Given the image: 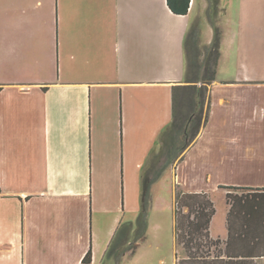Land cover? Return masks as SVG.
<instances>
[{
	"label": "crops",
	"instance_id": "0c3cea01",
	"mask_svg": "<svg viewBox=\"0 0 264 264\" xmlns=\"http://www.w3.org/2000/svg\"><path fill=\"white\" fill-rule=\"evenodd\" d=\"M206 11L207 0L183 15L167 0H0V264H83L89 250V264L140 262L150 226L127 246L142 169L172 119L188 29ZM232 12L208 121L160 178L173 190L264 193V0ZM203 32L208 44L210 25ZM211 172L227 176L210 187ZM228 208L216 235L212 217V239H227ZM254 217L247 231L263 255L251 260L264 264V201Z\"/></svg>",
	"mask_w": 264,
	"mask_h": 264
},
{
	"label": "trees",
	"instance_id": "16d2710c",
	"mask_svg": "<svg viewBox=\"0 0 264 264\" xmlns=\"http://www.w3.org/2000/svg\"><path fill=\"white\" fill-rule=\"evenodd\" d=\"M188 5L189 0H167V6L174 14L187 13ZM224 13L225 8L222 7L221 0H207L206 18L212 30V38L207 45H200L198 21L188 29L184 44V81L173 86L171 92L172 119L160 132L142 169L140 211L135 220V241L133 247L128 248L132 252L136 248V242L143 240L146 235V213L152 198V186L165 171L183 160L185 152L194 144L208 121L210 87L216 79L221 56L223 30L220 18ZM218 188L227 190L225 203L229 207L226 216L228 236L225 241L210 237V222L216 212L210 197L206 193L184 192L176 186L175 243L176 246H181L185 254L176 264H253L251 259L263 255L256 251L262 244L250 236L247 227L249 219H254V215L261 211L264 193L249 188ZM130 230L131 224L129 232ZM90 262L89 250L82 263Z\"/></svg>",
	"mask_w": 264,
	"mask_h": 264
},
{
	"label": "rangeland",
	"instance_id": "374dc122",
	"mask_svg": "<svg viewBox=\"0 0 264 264\" xmlns=\"http://www.w3.org/2000/svg\"><path fill=\"white\" fill-rule=\"evenodd\" d=\"M221 3H222V7L226 9V14L224 13V15L221 16L220 24L223 20V17L224 20L227 17L228 18L232 17L233 15L232 7L236 6L237 0H221ZM197 21L200 28V45H207L205 43L203 28L205 24L209 26V23L208 21L203 22L199 18H197L196 22ZM226 176H227L226 174H216L215 172H211L210 177L207 179V181L210 184V187L211 186L213 187L217 178L222 177L224 179ZM175 189H176V185L174 186V190H173L170 184L167 182V180L162 178L159 180V182L154 186V188L151 191L152 198L150 205L148 207V211L146 213L147 226L148 225L150 226L151 233L148 242L146 241L145 243V246L148 247L144 251L146 254L143 252V245H141L142 247L138 246L137 248L138 250L136 253V260H138L137 262H139L140 260L138 264H173L175 249H176L177 260L185 256L181 246L175 247V243L173 239ZM211 189L212 192L210 198L213 201L214 208L216 210L215 216L213 217L214 219H213L212 231L216 235L223 231L225 212H226L225 193L222 190L216 191V189L215 190L213 188ZM159 217L163 222L164 228L162 233L160 234V237L157 239L156 225L159 221L158 220ZM134 241H135V231L133 232V235L129 236V246L127 247L128 248L133 247ZM130 261H131L130 258H128L122 264H130Z\"/></svg>",
	"mask_w": 264,
	"mask_h": 264
}]
</instances>
